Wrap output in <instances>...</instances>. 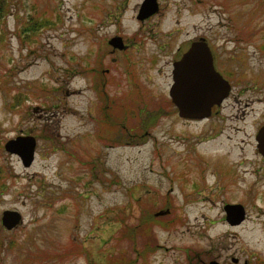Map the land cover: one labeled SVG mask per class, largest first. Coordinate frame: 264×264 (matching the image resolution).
Instances as JSON below:
<instances>
[{
    "label": "rangeland",
    "instance_id": "1",
    "mask_svg": "<svg viewBox=\"0 0 264 264\" xmlns=\"http://www.w3.org/2000/svg\"><path fill=\"white\" fill-rule=\"evenodd\" d=\"M4 1L0 218L22 221L0 220V264H173L187 247L264 264V0H157L142 20L143 0ZM195 35L246 53L230 60L240 99L221 122L181 120L168 102L166 61ZM19 134L36 138L29 167L3 147ZM225 203L245 207L239 226L224 223ZM144 210L154 219L138 237Z\"/></svg>",
    "mask_w": 264,
    "mask_h": 264
},
{
    "label": "water",
    "instance_id": "2",
    "mask_svg": "<svg viewBox=\"0 0 264 264\" xmlns=\"http://www.w3.org/2000/svg\"><path fill=\"white\" fill-rule=\"evenodd\" d=\"M158 10L157 0H143L140 4L137 18L142 20L154 14ZM109 44L113 48L122 49L123 40L120 36H113L108 40ZM203 42H195L191 45L188 54L208 52ZM192 59L193 57L190 56ZM195 58V57H194ZM175 71H173L174 78L173 83L169 89V96L173 103H175L179 110L180 115L184 117H203L208 116L211 110V106L214 103H218L229 91V84L214 70L211 63L207 70L206 79L208 82L206 86H202L201 82H197V85H192L190 89L187 85L184 73L181 74L179 81L175 78ZM190 76H194L195 73H189ZM188 75V76H189ZM191 80L194 79L190 77ZM205 87H208L205 88ZM189 88V89H188ZM194 88V89H193ZM257 149L264 157V124L259 127L256 134ZM36 138L30 134H19L13 138L8 139L4 144V149L11 154H16L22 165L29 167L35 156ZM167 211H159L158 214L165 213ZM225 219L231 224L240 223L246 215V210L241 203H227L224 205ZM1 224L7 230H11L16 227L21 221V213L16 209H5L1 214ZM217 264V263H216Z\"/></svg>",
    "mask_w": 264,
    "mask_h": 264
},
{
    "label": "flooded vegetation",
    "instance_id": "3",
    "mask_svg": "<svg viewBox=\"0 0 264 264\" xmlns=\"http://www.w3.org/2000/svg\"><path fill=\"white\" fill-rule=\"evenodd\" d=\"M195 42H203L205 44V47L207 48L208 52H200V53H192V55L188 54L189 49L191 48V45ZM126 45H123L122 49H125ZM121 49V50H122ZM224 47L222 45L218 46L216 45V42L212 41L210 37L204 36V35H195V36H188L183 39H180L176 44L174 51L170 53L169 59L166 61V65L170 68V85L169 89L172 85L174 74L173 71H175V78L177 80V83L179 81V78L181 74L184 73L186 82H188V87L192 89V85H197V82H201L202 86H206L208 80L206 79L207 70L209 69L210 63L214 70L221 76L227 83L229 84V91L226 96H224L218 103H214L211 106V110L208 116L203 117H184L180 115V110L178 106L172 102L171 97L169 96L170 104L174 107V111L177 114V117L181 120L185 121H192V122H200V121H206L210 119H214L217 122H221L226 120V117L223 113V109L230 105V100L236 101L237 99H240L237 93H234L235 89L238 88V82L241 81V78L237 74V66L234 65L233 62H231V58L234 56L236 59L239 60L240 55L246 54L245 52H227L224 51ZM190 56L193 58L191 59ZM195 57V58H194ZM194 72V76H190L189 73ZM189 75V76H188ZM190 77H193L194 79L191 80ZM192 84L189 86V84ZM188 88V89H189ZM208 89V87H205ZM169 89H168V95H169ZM194 89V88H193ZM243 91V90H242ZM234 93V94H233ZM238 102V100H237ZM247 103V102H246ZM245 103V104H246ZM233 104V102H231ZM259 129V128H258ZM257 129V131H258ZM254 135V141L255 146L257 149V142H256V134ZM259 155L264 160V157L261 155V153L258 151ZM227 204V203H225ZM224 204V205H225ZM224 210V207H223ZM224 221L225 219V213L223 217ZM245 219H243L240 223L231 225L227 221L224 222L229 227H236L239 226ZM167 249V248H166ZM166 251V250H165ZM185 252V257L181 258V261H174L176 259L175 253L172 256V262L173 264H226L223 262H220L216 258H219L220 255L215 256V258L212 256L208 261L204 258L203 254L200 253L197 250L189 249L188 247L183 250ZM205 257H209L208 253L204 254ZM233 262L236 263L237 260L233 259Z\"/></svg>",
    "mask_w": 264,
    "mask_h": 264
},
{
    "label": "trees",
    "instance_id": "4",
    "mask_svg": "<svg viewBox=\"0 0 264 264\" xmlns=\"http://www.w3.org/2000/svg\"><path fill=\"white\" fill-rule=\"evenodd\" d=\"M2 2H4V4H5V1L4 0H2ZM2 2H1V4H2ZM0 14H1L0 15V18H1V16H3V14H4L2 12V7H0ZM34 22L33 23L32 22H28L27 24H24L22 30L23 31L24 30H27V32L32 31V30H36L38 28V26ZM113 106H114V110H113L114 116L116 114V117H118V115H121L120 117H122L123 113H126L127 112V109L129 111V108L131 106V102L125 99L124 101L117 102ZM136 107H138V106H136ZM143 213H144V216L139 221L140 223L137 224V226H138V229H137V235H138V237L140 235H144V234L150 233V231H149V228H150L149 223L150 222L149 221H151V220L154 219L153 215L151 213H149L148 210H144ZM133 241H134V243H136L134 239H133ZM144 245H145L144 246V250L147 249V248H149V242H146V244H144ZM138 255H140V252L138 253Z\"/></svg>",
    "mask_w": 264,
    "mask_h": 264
},
{
    "label": "bare ground",
    "instance_id": "5",
    "mask_svg": "<svg viewBox=\"0 0 264 264\" xmlns=\"http://www.w3.org/2000/svg\"><path fill=\"white\" fill-rule=\"evenodd\" d=\"M79 91H76L75 93H78Z\"/></svg>",
    "mask_w": 264,
    "mask_h": 264
}]
</instances>
